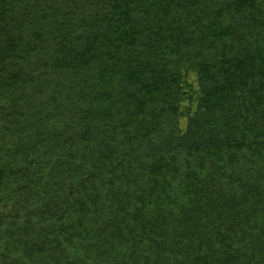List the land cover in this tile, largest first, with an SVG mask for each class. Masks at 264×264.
Segmentation results:
<instances>
[{"label":"trees","instance_id":"16d2710c","mask_svg":"<svg viewBox=\"0 0 264 264\" xmlns=\"http://www.w3.org/2000/svg\"><path fill=\"white\" fill-rule=\"evenodd\" d=\"M0 264H264V0H0Z\"/></svg>","mask_w":264,"mask_h":264},{"label":"rangeland","instance_id":"374dc122","mask_svg":"<svg viewBox=\"0 0 264 264\" xmlns=\"http://www.w3.org/2000/svg\"><path fill=\"white\" fill-rule=\"evenodd\" d=\"M189 81H190L191 83H194V84L196 85V87H197V82H196V77H195V76H191V77L189 78ZM186 125H187V119H184V120L182 121V127L185 128Z\"/></svg>","mask_w":264,"mask_h":264}]
</instances>
